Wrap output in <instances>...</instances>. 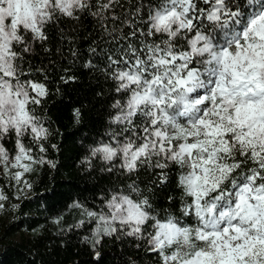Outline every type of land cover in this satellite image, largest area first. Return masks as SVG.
Segmentation results:
<instances>
[{"label":"snow or ice","instance_id":"snow-or-ice-1","mask_svg":"<svg viewBox=\"0 0 264 264\" xmlns=\"http://www.w3.org/2000/svg\"><path fill=\"white\" fill-rule=\"evenodd\" d=\"M85 36L83 66L119 96L110 120L119 130L91 154L131 181L99 211L84 208L93 245L133 237L160 264H264V0H0V165L21 191L34 165L55 167L25 140L44 153L51 135L37 115L49 94L38 77L60 60L79 63ZM41 55L47 65L34 63ZM173 166L181 216L194 223L145 194L168 185Z\"/></svg>","mask_w":264,"mask_h":264},{"label":"trees","instance_id":"trees-1","mask_svg":"<svg viewBox=\"0 0 264 264\" xmlns=\"http://www.w3.org/2000/svg\"><path fill=\"white\" fill-rule=\"evenodd\" d=\"M90 26L89 18L81 30L82 36ZM88 44L86 36L81 39L84 55L79 63L69 66L60 60L59 64L49 66L46 80L38 77L47 85L49 94L36 106L37 115L45 118L51 135L42 142L44 153L39 152L30 137L25 140L33 155L43 156L55 167L34 165L25 179L31 185L27 193L26 188L20 190L23 185L17 186L8 178L10 173H0V190L7 197L4 217L0 218V264H160V257L147 250L146 242L133 237H105L95 246L91 242L94 224L87 222L84 208L99 211L104 203L101 197L107 198L114 189H123L131 181L104 171L106 165L100 157L91 154L94 147L109 140L108 131H118L120 126L110 124L116 114L112 104L119 98L113 82L101 72L83 66L89 59ZM41 61L48 64L43 55L35 58L34 63ZM94 62L99 63V58ZM65 67L68 72L62 70ZM61 76L76 79L64 83ZM4 144L14 154V138H7ZM178 175L179 170L173 166L169 169L171 182L153 186L145 194L157 210L181 216L184 194L177 186ZM150 177V172H141L138 183L142 189ZM80 220H85L83 227L79 226ZM181 220L195 222L183 216ZM23 230L30 233L29 238L12 240Z\"/></svg>","mask_w":264,"mask_h":264},{"label":"rangeland","instance_id":"rangeland-1","mask_svg":"<svg viewBox=\"0 0 264 264\" xmlns=\"http://www.w3.org/2000/svg\"><path fill=\"white\" fill-rule=\"evenodd\" d=\"M9 153H10V152H9ZM10 154H12V153H10ZM33 168H34V166H33ZM31 172H32V171H31ZM31 172L26 173L25 176H24V179H27L28 176H29V174H30ZM0 173H1V174L5 173V171H4L3 167H2V165H0ZM28 191H29L28 188H26V193H27ZM0 204H4V200L0 201ZM3 212H4V207H3V208H0V218H1V217H4V213H3ZM29 237H30V233H29L28 231H26V230H23V231H20L19 233H17L16 236H14V237L12 238V240H14V241H21V240H23L24 238L26 239V238H29ZM0 249H1V247H0Z\"/></svg>","mask_w":264,"mask_h":264}]
</instances>
